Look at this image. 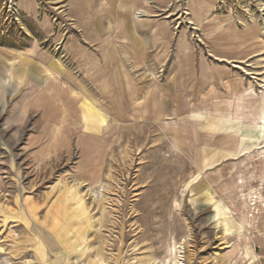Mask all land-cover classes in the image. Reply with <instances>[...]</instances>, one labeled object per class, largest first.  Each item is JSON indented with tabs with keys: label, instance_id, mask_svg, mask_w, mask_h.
Listing matches in <instances>:
<instances>
[{
	"label": "rangeland",
	"instance_id": "374dc122",
	"mask_svg": "<svg viewBox=\"0 0 264 264\" xmlns=\"http://www.w3.org/2000/svg\"><path fill=\"white\" fill-rule=\"evenodd\" d=\"M28 1L0 0V264H264V0Z\"/></svg>",
	"mask_w": 264,
	"mask_h": 264
},
{
	"label": "crops",
	"instance_id": "0c3cea01",
	"mask_svg": "<svg viewBox=\"0 0 264 264\" xmlns=\"http://www.w3.org/2000/svg\"><path fill=\"white\" fill-rule=\"evenodd\" d=\"M70 5H71L72 8H76V10L79 9V8H83L84 7V3H82L80 0H71ZM33 6L34 5H33L32 1L20 0V7L23 8V10H25V11H28V10L32 11L33 10ZM73 12H74L73 15H75V11H73ZM76 18L79 21L81 20L78 17H76ZM112 41L114 42L116 40H112ZM100 44H101V48H102L101 51L102 52H104L106 49H108L109 46L112 47L113 44L117 45L116 42L109 44V46H107L106 44H103V43H100ZM73 45H75L76 50H78V51L83 50V49H81L82 47L80 45L79 46L77 45L76 41H73ZM109 49H110L109 50L110 54H107L105 52V55H103V58H104V61H105V60H107V56H110V62L112 64V62L115 61V59H117L115 56H117V54H118V49L117 48L116 49L109 48ZM77 61H79V63L81 64L80 70L82 72H87L90 77H96V78L102 77V74H101V71H100V65L98 64V61L103 62L102 57H101V60H98L96 55L88 54L85 57H83V56L78 57ZM91 72H93V73H91ZM32 91H34V90H32ZM42 93H44V92L42 91ZM137 93L132 94V101L134 103H137V105H139L140 102L137 101L139 95ZM41 99L43 100L44 103H46V102L47 103L54 102V100L52 99L51 95H45V96L43 95ZM164 100H165V97H164ZM59 102H61L64 107H68V108H70L73 105V100L68 101V99H66L65 101H59ZM145 102H146V104H148L147 100ZM150 102H153V100L151 98H150ZM22 107H23L25 113L28 112L27 102H25V104ZM153 116H154L153 113L147 112V115L145 116L144 119L145 120H151V119H153ZM262 121L264 123V114L262 116Z\"/></svg>",
	"mask_w": 264,
	"mask_h": 264
},
{
	"label": "built area",
	"instance_id": "2783aa9c",
	"mask_svg": "<svg viewBox=\"0 0 264 264\" xmlns=\"http://www.w3.org/2000/svg\"><path fill=\"white\" fill-rule=\"evenodd\" d=\"M10 8L12 9V12L17 10L16 8H14V6H10Z\"/></svg>",
	"mask_w": 264,
	"mask_h": 264
},
{
	"label": "bare ground",
	"instance_id": "6f19581e",
	"mask_svg": "<svg viewBox=\"0 0 264 264\" xmlns=\"http://www.w3.org/2000/svg\"><path fill=\"white\" fill-rule=\"evenodd\" d=\"M175 253V252H174Z\"/></svg>",
	"mask_w": 264,
	"mask_h": 264
}]
</instances>
